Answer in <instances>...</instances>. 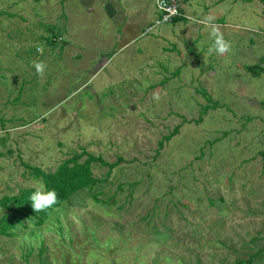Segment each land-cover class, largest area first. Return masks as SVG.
<instances>
[{
  "label": "rangeland",
  "instance_id": "1",
  "mask_svg": "<svg viewBox=\"0 0 264 264\" xmlns=\"http://www.w3.org/2000/svg\"><path fill=\"white\" fill-rule=\"evenodd\" d=\"M103 1L0 0V199L85 150L121 159L45 225L0 233V264H234L264 250V73L241 67L264 66V2L188 0L192 20L146 33L154 1L129 31ZM207 15L238 42L224 55L209 53Z\"/></svg>",
  "mask_w": 264,
  "mask_h": 264
},
{
  "label": "trees",
  "instance_id": "2",
  "mask_svg": "<svg viewBox=\"0 0 264 264\" xmlns=\"http://www.w3.org/2000/svg\"><path fill=\"white\" fill-rule=\"evenodd\" d=\"M252 2L254 0H246ZM264 2V0H260ZM3 13H0L2 15ZM181 20V18H180ZM176 22V21H175ZM60 37V36H58ZM57 37H53L55 39ZM53 43V41H52ZM246 69L253 75L259 76L261 66L248 65ZM180 130V126L174 128L170 136L164 137L158 143V152L164 148L165 142L169 141ZM264 160V151L261 152ZM83 160V162H81ZM121 159L115 163H108L102 157H96L88 153L86 150L81 154H76L70 160H66L54 173H46L39 168H31L35 179H41L45 190H55L57 193V203L52 207L42 212H35L31 205L30 196L36 188L21 189L18 195L4 196L0 199V204L7 209V212L0 219V233L6 236L14 235L16 230L26 229L27 224L34 228H40L45 225L52 217L55 210L62 208L65 203L70 202L73 196H76L81 191H93L98 185L108 182L113 169L120 164ZM95 163L108 167V172L105 178H97L94 176L92 167ZM264 166V164H263ZM27 168H30L27 166ZM101 192L93 194L94 201L97 203H110L109 200H101L99 198ZM56 222L61 225V215H57ZM60 228V229H61ZM34 234V232H33ZM264 252L260 249L256 254L251 255L249 259L238 260L234 264H254V260L258 255Z\"/></svg>",
  "mask_w": 264,
  "mask_h": 264
},
{
  "label": "clouds",
  "instance_id": "3",
  "mask_svg": "<svg viewBox=\"0 0 264 264\" xmlns=\"http://www.w3.org/2000/svg\"><path fill=\"white\" fill-rule=\"evenodd\" d=\"M202 24L206 28H210V35L213 38V44L209 48V53L215 52L217 55H224L229 52L231 49V44L229 41H226L220 32V26L213 23V17L207 16L202 21ZM37 52L43 53V46H37ZM33 66L36 70V73L43 77L46 69V65L42 61H33ZM31 205L35 212H42L46 209L52 207L57 203V193L55 190H45V186L42 183L38 182L36 190L30 196Z\"/></svg>",
  "mask_w": 264,
  "mask_h": 264
},
{
  "label": "crops",
  "instance_id": "4",
  "mask_svg": "<svg viewBox=\"0 0 264 264\" xmlns=\"http://www.w3.org/2000/svg\"><path fill=\"white\" fill-rule=\"evenodd\" d=\"M103 2H104L103 3V6L108 11V15L110 16V18L113 19L115 22H120V20H121L120 25L125 29V31H129L133 26L138 27L139 29H141L140 26L146 24L144 20H141V21L136 22L135 24L130 22V25H129L127 23L128 22L127 19L128 18L131 19L132 17H138L140 19H143L144 14L142 13V11L144 9H142L141 7H139V5L146 3L147 0H104ZM181 2L183 4L184 17H182L181 20L178 19L173 24L182 22L184 20H192V17L189 14V10L187 11V3H188V0H181ZM154 7L156 9V6L155 5H154ZM196 15H200V14L196 13ZM201 16H203V15H201ZM207 16H209V15H207ZM200 21H202V20H198V22H200ZM137 24H139V26H137ZM214 24H217L219 26H224V24H222V23H214ZM225 27H230L232 29H235V26L228 25L227 22H225ZM185 32L187 33V30H185ZM135 39L136 38H132V39L128 40V42H127V44L125 46L130 45V43H132ZM232 40L235 41V42L234 43H231V45L233 47H235L238 44V42L235 40V38H232ZM252 43H253V41H252ZM261 62H263V64H264V58H261ZM248 65L255 66V64H243L241 67L245 71L249 72L246 69V66H248ZM260 71L261 72H258V73H260V75L262 73H264V66H261V70ZM260 75L257 76V77H260Z\"/></svg>",
  "mask_w": 264,
  "mask_h": 264
},
{
  "label": "built area",
  "instance_id": "5",
  "mask_svg": "<svg viewBox=\"0 0 264 264\" xmlns=\"http://www.w3.org/2000/svg\"><path fill=\"white\" fill-rule=\"evenodd\" d=\"M156 6V10L159 13V18L155 24L148 28L146 33L154 29L156 26L171 24L178 19L184 17L183 4L181 0H153ZM63 37H57L54 42H63Z\"/></svg>",
  "mask_w": 264,
  "mask_h": 264
}]
</instances>
